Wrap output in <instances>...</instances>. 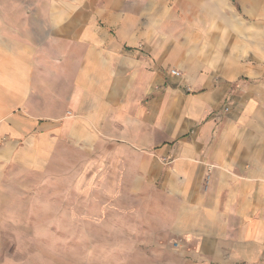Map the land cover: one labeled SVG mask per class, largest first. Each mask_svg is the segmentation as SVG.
I'll return each instance as SVG.
<instances>
[{
  "label": "crops",
  "instance_id": "obj_1",
  "mask_svg": "<svg viewBox=\"0 0 264 264\" xmlns=\"http://www.w3.org/2000/svg\"><path fill=\"white\" fill-rule=\"evenodd\" d=\"M261 5L0 0V176L116 146L165 208L173 264H264Z\"/></svg>",
  "mask_w": 264,
  "mask_h": 264
},
{
  "label": "rangeland",
  "instance_id": "obj_2",
  "mask_svg": "<svg viewBox=\"0 0 264 264\" xmlns=\"http://www.w3.org/2000/svg\"><path fill=\"white\" fill-rule=\"evenodd\" d=\"M234 10L249 25L258 9ZM118 151L128 157L101 143L62 144L42 171L3 173L0 264H173L163 248L165 208L152 190H137L135 175L126 174L134 160Z\"/></svg>",
  "mask_w": 264,
  "mask_h": 264
},
{
  "label": "built area",
  "instance_id": "obj_3",
  "mask_svg": "<svg viewBox=\"0 0 264 264\" xmlns=\"http://www.w3.org/2000/svg\"><path fill=\"white\" fill-rule=\"evenodd\" d=\"M169 74L173 77H181L182 76V74L179 71H177L176 69L170 70ZM0 144H1V140H0ZM176 246H178V245H176Z\"/></svg>",
  "mask_w": 264,
  "mask_h": 264
}]
</instances>
